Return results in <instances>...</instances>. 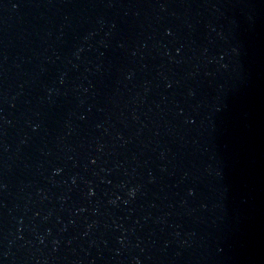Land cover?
Here are the masks:
<instances>
[{"label": "water", "instance_id": "95a60500", "mask_svg": "<svg viewBox=\"0 0 264 264\" xmlns=\"http://www.w3.org/2000/svg\"><path fill=\"white\" fill-rule=\"evenodd\" d=\"M0 264H264V0H0Z\"/></svg>", "mask_w": 264, "mask_h": 264}]
</instances>
